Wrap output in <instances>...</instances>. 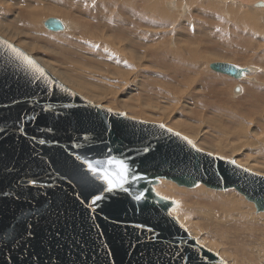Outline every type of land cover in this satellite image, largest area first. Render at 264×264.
Wrapping results in <instances>:
<instances>
[{"label":"water","instance_id":"1","mask_svg":"<svg viewBox=\"0 0 264 264\" xmlns=\"http://www.w3.org/2000/svg\"><path fill=\"white\" fill-rule=\"evenodd\" d=\"M44 27L66 29L57 18ZM210 69L238 80L248 72ZM169 130L96 106L0 37V264H228L197 243L153 187L162 179L233 189L263 213L264 177ZM97 160L124 161L123 188L108 190L87 173L84 162Z\"/></svg>","mask_w":264,"mask_h":264},{"label":"rangeland","instance_id":"2","mask_svg":"<svg viewBox=\"0 0 264 264\" xmlns=\"http://www.w3.org/2000/svg\"><path fill=\"white\" fill-rule=\"evenodd\" d=\"M103 1L109 2L108 6L111 9V11L105 12L106 14L102 0H0V24L4 25L6 31H11L14 35L17 34L21 37L12 36L17 42H14L15 45L22 46L24 39L29 42L35 48L23 46L20 48L28 54H34L35 56L32 55V57L47 68L51 74H53L52 68L63 72L59 76L68 82L61 79L63 83L96 106L124 113L132 119L162 124L186 136L196 148L198 147L215 157L218 155H215V152H212L211 148L203 143L206 142L205 139L202 137L195 139L196 137L189 134L185 126L179 125L177 121L196 125L200 123V127L203 128L202 132L205 131L208 136H212L206 139L212 140V138L221 139L218 135L223 134V132L218 134L217 129L222 128L221 126L224 124L219 119L224 117L230 124L229 120L234 116L237 127L240 125L245 131L247 130V133L250 131V140H254L253 136L256 134L260 139H264V40L247 36L250 31L247 32L245 26L234 31L233 23L234 26H239V22L235 19L237 16L235 17L234 14L231 18L225 16L227 15L226 11L228 13L233 7L230 0L225 6L223 4L216 5L213 0H150L151 4L153 3L150 11L153 12H150L152 15L147 19L140 16L139 18L133 13V10L129 9V7L136 8L137 4H142L144 7L142 0ZM128 3H132V5L127 6ZM255 6L253 7L255 8ZM246 8L247 6L238 9L242 11ZM61 13L67 18L59 16ZM161 13L167 17L165 16V18ZM51 15L55 16L51 18L64 20L67 27L64 32L56 33L43 26L42 22ZM263 19L264 17L261 18V20ZM69 23L71 25L68 26ZM75 25L82 26L84 32L95 34V38L98 40L101 37L110 42L117 40V44L114 43L110 47L113 52L111 54L102 53L100 49H105V47L93 43V38H91L93 35L86 32L85 36L73 33L71 29L75 28ZM8 26L11 28L9 29ZM55 34L58 36H54ZM60 34L63 36L61 37ZM88 39H91L90 43ZM240 44L247 51L232 52L236 51ZM175 47L178 48V51L182 49L184 53L186 51L199 56L203 60L199 63L201 67H193L177 59L174 54L177 52ZM184 47L193 49V51ZM194 48L197 51H194ZM119 51L131 53L135 59L138 57L139 59L137 62H133L134 64L130 63L125 66V60L120 56ZM187 53L185 55H188ZM218 55L223 58H236L237 56L239 63L236 65L251 70L250 77L240 81V84H243L242 88L239 87L240 84L236 86L226 80L222 81L223 78L220 79L219 74L208 70V64L217 60L220 57ZM40 57L44 58L51 67L41 62ZM250 59L252 60L250 61ZM179 67L185 69V72L187 70L186 74L179 75L181 74ZM121 71L127 73L126 78L118 75ZM221 76L235 81L231 77L222 74ZM217 79H220V82ZM169 90L172 94H167ZM237 90L239 91L237 92ZM229 126L233 129L237 128L233 124ZM222 137L226 138L224 135ZM234 138L230 139V143L237 144V146L244 143V139H246L242 138L240 142L236 137ZM248 148L249 151L239 153L245 154L243 158L240 156L244 160L226 156H218V158L234 161L264 176V169L259 168H264V140L252 143ZM253 165L258 170H255ZM164 183L170 188V194H172L169 195L170 200L181 203L178 215L182 216V219L189 216L187 218L190 220H188L189 223H200V226L204 227L202 231L205 232L195 236L201 245L206 239L210 242L213 241L218 245L215 246L217 250H214L218 253H215L226 257L228 261L223 259L228 264H264V218H261L264 212H257L253 203L245 200L243 195L233 189L216 191L199 183L197 186L215 194L203 195V197L215 196L224 201L226 198L221 196L226 194L231 201L243 206L245 215L250 212L248 216L251 219L238 220V223L226 221L225 214H219L221 209L217 208V211L213 212L205 206L198 208L197 205L201 200L195 194L197 187L189 189L169 183L170 187L168 182L164 181ZM170 200L167 202H171ZM201 204L203 203L201 202ZM188 205L189 208H187ZM201 211L202 213H198ZM217 215L220 216L217 217ZM219 257L221 256L219 255Z\"/></svg>","mask_w":264,"mask_h":264},{"label":"bare ground","instance_id":"3","mask_svg":"<svg viewBox=\"0 0 264 264\" xmlns=\"http://www.w3.org/2000/svg\"><path fill=\"white\" fill-rule=\"evenodd\" d=\"M32 1V0H31ZM87 1H89V0H87ZM130 1V0H129ZM152 1V0H151ZM190 1V0H189ZM192 1V0H191ZM199 1V0H198ZM214 2H215V4L216 5H226L227 4V1H229V0H213ZM231 1V5L234 7H232L229 11H228V13H227V11H226V14L227 15H225V16H227L228 18H231V16H232V14H234V16L236 17L235 19L239 22V26H234V23H233V28H234V31H235V29H238V30H240V28H243V26H245V28H247V32L248 31H250L251 32V34H249L248 33V35L247 36H252V37H258V38H260L261 40H264V19L263 20H261V18H263L264 17V0H230ZM263 1V2H262ZM102 2H103V4L105 5V9H104V13L105 12H107V11H111V9H110V7L108 6V4H109V2L107 3V1H103L102 0ZM101 2V3H102ZM142 2L144 3V7L142 6V4H137V7L136 8H131V7H129V9L130 10H133L132 12L133 13H135L138 17L140 16V17H142L143 19H147L149 16H151L150 15V12H153V11H150L151 10V5H153V3L151 4V2H150V0H142ZM194 2H196V1H194ZM166 3V2H165ZM192 3V2H191ZM230 3V2H229ZM14 4V3H13ZM132 5V3H128L127 4V6H129V5ZM255 4H256V6H255ZM210 5V4H209ZM250 5V6H249ZM255 6V8L253 7V6ZM119 6V5H118ZM227 6H229V5H227ZM244 6H247V8H246V10H242V11H240L238 8H241V7H244ZM166 7V6H165ZM236 7H238V8H236ZM256 7H260V8H263V9H259V8H256ZM10 9V8H9ZM135 9V10H134ZM222 9V8H221ZM152 10H153V8H152ZM137 11V12H136ZM155 12V11H154ZM230 12V13H229ZM109 13H111V12H109ZM156 13V12H155ZM158 13H160V12H158ZM106 14V13H105ZM161 15H164V17L166 16L167 17V15H165V14H162L161 13ZM59 16H62V18H63V16L64 17H66L67 18V16H65L63 13H61V14H59ZM51 17H55V16H53V15H51V16H48V17H46L45 18V20L42 22L43 23V26H44V22L48 19V18H51ZM57 17V16H56ZM139 17V18H140ZM160 17V16H159ZM165 17V18H166ZM135 18V17H134ZM162 18V17H161ZM169 18V17H168ZM119 20V19H118ZM135 20V19H134ZM157 20H158V18H157ZM161 20H163V19H161ZM188 20V19H187ZM64 21V20H63ZM166 21V20H165ZM164 21V22H165ZM106 22H107V20H106ZM163 22V23H164ZM230 22V21H229ZM148 23V22H147ZM235 23H236V21H235ZM65 24V23H64ZM168 24V23H167ZM237 24V23H236ZM8 25V24H7ZM69 25H71V23H69L68 24V26ZM4 25L3 24H0V37L1 38H6V39H8L7 41L8 42H10V41H12V42H10L11 44H13V45H15V43H17L13 38H12V36H15L16 38H21L20 36H18L17 34H13L11 31H6L5 29H4V27H3ZM76 26V25H75ZM65 27H66V25H65ZM72 27V26H71ZM8 28L10 29L11 27L10 26H8ZM67 28V27H66ZM78 28V29H77ZM66 30V29H65ZM72 30V32L73 33H76V34H80V35H82V36H85L86 35V33H88L89 35H91L88 31H85L84 32V29H83V27L82 26H80V25H78V26H76L75 28H72L71 29ZM91 32V31H90ZM241 32V31H240ZM57 33V32H56ZM244 33V32H243ZM234 34V33H233ZM51 35V34H50ZM93 35V37H91V38H93L92 39V42L93 43H98L100 46H104L105 47V49H100V50H102V53H108V54H111V52H113L112 50H111V46H113L114 45V43H116L117 44V40L115 41V42H110V41H108V40H106L104 37H101V38H99V40H98V38L96 39L95 37V34H92ZM91 35V36H92ZM239 35V34H238ZM3 36V37H2ZM54 36H58V35H54ZM60 36H61V34H60ZM63 36V35H62ZM61 36V37H62ZM245 36H246V34H245ZM99 37V36H98ZM60 38V37H59ZM5 39V40H6ZM24 39V38H23ZM244 39V38H243ZM248 39V38H247ZM89 40V39H88ZM91 40V39H90ZM90 40H89V43H90ZM84 41V40H83ZM99 41H102V42H99ZM244 41V40H243ZM15 42V43H14ZM129 43V42H128ZM131 43V42H130ZM107 44V45H106ZM129 45H131V44H129ZM15 46H17V45H15ZM22 46L23 47H26V48H35V47H33L29 42H27L25 39L23 40V44H22ZM22 46H20V47H22ZM18 47V46H17ZM20 47H18V48H20ZM103 48V47H102ZM176 48V47H175ZM185 48V47H184ZM183 48V49H184ZM187 48V47H186ZM185 48V49H186ZM21 49V48H20ZM177 49V52H175L174 54L176 55V57H177V59H179L180 61H182V62H184V63H188L190 66H193V67H201V65L199 64V63H201L203 60L202 59H200V57L199 56H197V55H195L194 53L193 54H190V53H187L186 51H185V53L182 51V49H180L179 51H178V48H176ZM184 49V50H185ZM34 50V49H33ZM187 50H189V51H193V49H188L187 48ZM239 50H246L245 48H244V46H242V44H240V46H237V49H236V51H232V52H240ZM24 51V50H23ZM194 51H197V49H195L194 48ZM247 51V50H246ZM25 52V51H24ZM120 53H121V55L120 56H122L123 57V59L125 60V66H128L130 63H135V62H137V60L139 59V57H138V59H135V57L133 56V54H131V53H127V52H125V53H123V52H121V51H119ZM25 53H27V52H25ZM114 53L115 54H117L118 55V53L117 52H115L114 51ZM122 53H123V55H122ZM138 53V52H137ZM188 54V55H185V54ZM240 53H242V52H240ZM28 54V53H27ZM140 54V53H139ZM154 54V53H153ZM28 55H30L31 57H32V55H34V54H28ZM140 55H142V54H140ZM217 55V54H216ZM221 55V54H220ZM220 55H218V56H220ZM35 56V55H34ZM143 57H144V55H142ZM221 56H223V55H221ZM219 57L217 60H215V61H212V62H210L209 64H208V70L210 69V66H211V64H213V63H228V64H234V65H236V64H238L239 62H238V57L236 56V58H223V57ZM33 58V57H32ZM36 58V57H35ZM140 58H142V57H140ZM238 58V59H237ZM34 59V58H33ZM229 59H230V61H229ZM35 60V59H34ZM41 62H43V63H46L47 64V66H49V67H51V65L44 59V58H42V57H40V59H39ZM84 60V59H83ZM252 59H250V61H251ZM35 61H37V60H35ZM38 62V61H37ZM39 63V62H38ZM133 63V64H134ZM139 63V62H138ZM40 65H41V63H39ZM87 64V63H86ZM89 65V64H88ZM240 65V64H239ZM243 65V64H242ZM42 66V65H41ZM76 66V65H75ZM187 66V65H186ZM237 66V65H236ZM241 66V65H240ZM44 67V66H43ZM133 67H135L134 65H133ZM239 67V66H238ZM45 68V67H44ZM78 68V67H77ZM242 68V67H241ZM243 68H246V67H243ZM46 70H47V68H45ZM81 69V68H80ZM135 69V68H134ZM247 70H248V72L247 73H245V77H244V79H247V78H249L250 77V75L249 74H251V70L249 69V68H246ZM52 70V73L54 74V75H56L57 77H55L53 74H51L48 70V72L51 74V75H53L56 79H58L59 80V78H60V82L62 83V84H64L65 85V83H63V78H61L59 75H61V74H63V72H60L59 70H57V69H55V68H52L51 69ZM179 70H180V72H181V74H179V75H184V74H186V72H187V70H186V72H185V69H183L182 67H179ZM211 70V69H210ZM253 70V69H252ZM212 71V70H211ZM114 72V71H113ZM253 72V71H252ZM193 73V72H192ZM209 73H210V71H209ZM215 73V72H214ZM216 74H218V73H216ZM118 75L120 76V77H123V78H126V76H127V73H125V71H121V72H119L118 73ZM218 76V75H217ZM219 77H220V79L221 78H223L222 79V81L223 80H226V81H228V83H233V84H236V86L238 85V84H240V81H242L243 79H235V81H232V80H229V78H227V77H224V76H221V74H219ZM63 81H62V80ZM220 79H217L218 81L220 80ZM175 80V79H174ZM191 80V79H190ZM205 80H207V79H205ZM72 81V80H71ZM64 82H66V83H68L67 81H64ZM73 82V81H72ZM71 82V83H72ZM217 82V81H216ZM220 82V81H219ZM219 82H218V84H219ZM74 83V82H73ZM175 83H176V81H175ZM207 83H210L209 81H207ZM75 84V83H74ZM186 84V83H185ZM189 85H191L190 83H188ZM76 85V84H75ZM242 85L243 84H240L239 85V87H241L242 88ZM66 86V85H65ZM76 87H77V85H76ZM227 87V86H226ZM78 89V88H77ZM229 89V88H228ZM157 90V89H156ZM243 90V89H242ZM242 90H241V92H242ZM80 91V90H79ZM167 94H172V93H170V90L168 91V93ZM216 94V93H215ZM241 94V93H240ZM242 95V94H241ZM102 96V95H101ZM100 96V97H101ZM238 97V96H237ZM236 97V98H237ZM235 98V97H234ZM163 99V98H162ZM185 99V98H184ZM164 100V99H163ZM248 101H250L251 102V100H248ZM188 102V101H187ZM99 104V103H98ZM188 104V103H187ZM186 104V105H187ZM189 105V104H188ZM261 105V104H260ZM98 106V105H97ZM105 108V107H104ZM113 108V107H112ZM106 109H109V108H106ZM263 109H264V107H263ZM109 110H111V109H109ZM222 110V109H221ZM258 110H260V109H258ZM250 112H252V111H250ZM138 113V112H137ZM247 113H248V111H247ZM235 114V113H234ZM237 114V113H236ZM242 114V113H241ZM251 114V113H250ZM224 115V114H223ZM222 115V116H223ZM253 115H255V114H253ZM227 116V115H226ZM230 116V115H229ZM242 116V115H241ZM262 116V115H261ZM137 117V116H136ZM240 117V116H239ZM253 117V116H252ZM138 118H140V117H138ZM241 118V117H240ZM243 118V117H242ZM248 118V117H247ZM190 120V119H189ZM248 120V119H247ZM250 120V119H249ZM153 121V120H152ZM190 121H193V120H190ZM219 121H222V122H224V124H223V126H221L222 128H220L219 127V129H217V130H215V131H217L218 132V134H220V132L222 133L223 132V134H220V135H218V137H221V139H213L212 138V140H208V139H206V138H208L209 136L210 137H212L211 135H207V133H205V131L204 132H202V127H200V123L199 124H192V123H190V122H187V124L186 123H182V122H180V120L179 121H177V123L179 124V125H182V126H185V128H186V130H187V132L189 133V134H191L195 139H197V138H199V137H202L203 139H205L206 140V142H203V143H206V145L209 147V148H211V150H212V152H215L214 154L215 155H218V156H222V157H224V156H226V157H230V158H234L235 157V159H237V160H244V159H242L243 157H244V155H241V154H239V153H241V152H243V151H246V150H248L249 148H248V146H251L252 145V143H255V142H259V141H261V140H264V139H260V137H259V135H254L253 136V139L254 140H250L249 139V137H250V131H248V133H247V130L245 131V129L242 127V126H240V125H238V127L236 126L237 124V122H235L236 121V118L233 116V118H231V120H229L231 123L230 124H233V126H236L237 128L235 129H233L232 127H230L229 125L230 124H228L227 122L228 121H226V119L224 118V117H221L220 119H219ZM143 122V121H142ZM156 122V121H155ZM194 122V121H193ZM149 123V122H148ZM227 123V124H226ZM151 124H157V123H151ZM211 124V123H210ZM157 125H162V124H157ZM253 125H254V123H253ZM162 126H164V125H162ZM166 127V126H165ZM210 127H212V126H210ZM247 127V126H246ZM167 128V127H166ZM213 128V127H212ZM169 129V128H168ZM171 130V129H170ZM252 130V129H251ZM173 131V130H172ZM175 132V131H174ZM176 133H178V132H176ZM247 133V134H246ZM178 134H180V133H178ZM180 135H182V134H180ZM226 136V138H224V137H222V136ZM253 135V134H252ZM182 136H184V135H182ZM184 137H186V136H184ZM213 137H215V136H213ZM217 136H216V138H218ZM234 137H236L237 139H238V141H240V139H242V138H246V139H244V143H242V144H239L238 146H237V144L235 145V144H231L230 143V139L231 138H234ZM187 138V137H186ZM188 140H189V138H187ZM191 139H192V137H191ZM235 139V138H234ZM236 139V140H237ZM251 142H250V141ZM190 141V140H189ZM216 141V142H215ZM241 142V141H240ZM213 143H215V144H213ZM193 144V143H192ZM195 146V145H194ZM225 146V147H224ZM257 146V145H256ZM196 147V146H195ZM255 147V146H254ZM258 148H259V146H257ZM198 148V147H197ZM215 150H214V149ZM248 148V149H247ZM199 149V148H198ZM199 150H201V149H199ZM223 150V151H222ZM250 150V149H249ZM248 150V151H249ZM258 150V149H257ZM202 151V150H201ZM247 151V152H248ZM251 151V150H250ZM256 151V150H255ZM252 152H254L253 150H252ZM257 152V151H256ZM207 153V152H206ZM227 154H230V155H227ZM217 156V157H218ZM242 158H241V157ZM246 158V157H245ZM251 158H254V157H251ZM222 159V158H221ZM233 160V159H232ZM245 160H247V159H245ZM229 161V160H228ZM257 161V160H256ZM238 162V161H237ZM250 162H251V160H250ZM252 162H254V161H252ZM258 162V161H257ZM249 163V162H248ZM237 165H239L238 163H236ZM244 164V163H243ZM247 165V164H246ZM240 167H242V168H244V169H247V168H245L244 166H242V165H239ZM251 166V165H250ZM254 166V165H253ZM259 167V166H258ZM259 168H261V170L262 169H264L263 167H259ZM254 169H255V166H254ZM248 171H250V172H253V173H256V174H258V175H261V176H263L262 174H260V173H258V172H255L254 170L252 171V170H250V169H247ZM255 170H258L257 168L255 169ZM261 170H260V172H261ZM264 177V176H263ZM164 181H166V182H168V186H170L171 187V185L169 184V183H173L174 184V182H171V181H167V180H159V182H158V184L157 185H155L153 188H154V193L160 198V199H162L163 201H165V202H167V201H169L170 200V197H169V195H172V194H170L171 193V191H170V188H168L167 187V185L164 183ZM167 187V188H166ZM173 187V186H172ZM197 187V189L195 190V194H196V196L201 200V202L203 203V204H201V202L199 203V205H197L198 206V208H201L202 206H205V207H207L208 209H210V210H212L213 212H215V211H217L216 209L218 208V209H221V211H220V213L219 214H221V215H223V214H225V216H226V221H233V222H237L238 223V220H243V219H251L248 215H249V213H248V215H245L246 213H244V210H243V206H239L238 204H236V203H234L233 201H231L230 199H229V196H227L226 194H223L221 197H223V198H226V200H224V201H222V200H220V199H218L217 197H212V196H210V197H208V198H206L205 196L203 197V195H215V194H211L210 192H207L204 188H202L201 186H196ZM175 189V188H174ZM190 196V195H189ZM187 197V196H186ZM184 198V197H183ZM182 199V198H181ZM186 199H188V198H186ZM204 199H205V201H204ZM185 200V199H184ZM209 200V201H208ZM171 201V200H170ZM172 201H174L173 203H174V206L170 209V214L173 216V217H175L176 219H178L179 220V222H180V224L188 231V233L194 238V239H196L195 238V236H198V235H201L203 232H205V231H202L203 230V228L204 227H201L200 226V223H194V224H191V223H189V219H187L188 217H186L185 219H182L181 217L182 216H179L178 214H179V210L181 209L180 208V206H181V203L179 202V201H176V200H172ZM171 201V202H172ZM176 201V202H175ZM183 202H185V201H183ZM180 203V204H179ZM194 205V204H193ZM184 206V205H183ZM195 206V205H194ZM190 206L188 205V207L187 208H189ZM206 208V209H207ZM192 209V208H191ZM194 209V208H193ZM211 211V212H212ZM184 212V211H183ZM182 212V213H183ZM208 212H210V211H208ZM210 212V213H211ZM247 212V211H246ZM185 214H186V212H184ZM198 213H202V211L201 212H198ZM215 215V214H214ZM220 215H217V217H219ZM264 216V215H263ZM261 217V218H264V217ZM179 217V218H178ZM189 220V221H188ZM255 223V222H254ZM263 224V223H262ZM252 225V224H251ZM240 226V225H239ZM248 227V226H247ZM256 227V226H255ZM263 227V226H262ZM241 228V227H240ZM246 229V228H245ZM252 229V228H251ZM252 232V231H251ZM245 233V232H244ZM249 233V232H248ZM205 234V233H204ZM240 234V233H239ZM246 235V234H245ZM197 240V239H196ZM212 242V243H211ZM208 241L207 239L206 240H204L203 241V244L201 245V243L199 242V240H197V243L199 244V245H201L202 247H204V248H206V249H208V250H211V251H213L214 253L215 252H217L218 253V251H214V250H217V248L215 247L217 244H215L213 241ZM204 245V246H203ZM208 246V247H207ZM218 246V245H217ZM219 255L221 256L220 258H224L226 261H228V259L226 258V257H224V256H222V254H220L219 253ZM223 259V260H224Z\"/></svg>","mask_w":264,"mask_h":264},{"label":"snow or ice","instance_id":"4","mask_svg":"<svg viewBox=\"0 0 264 264\" xmlns=\"http://www.w3.org/2000/svg\"><path fill=\"white\" fill-rule=\"evenodd\" d=\"M14 52H17L20 57L32 68H34L38 72H42V70L35 64V62L30 58L24 55L23 53H19L18 50L13 49ZM171 131V130H169ZM178 135V134H177ZM184 139H187L186 137ZM43 143V141H41ZM191 143V141H189ZM194 147V145H193ZM87 168V173L91 174L93 177H97L104 182L108 186V190H112L115 188H123L124 184L128 182V166L122 160H106V161H95L84 162ZM234 163V162H233ZM140 197H137L139 199ZM101 199L100 196H96L93 203L96 200Z\"/></svg>","mask_w":264,"mask_h":264}]
</instances>
